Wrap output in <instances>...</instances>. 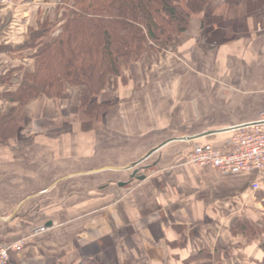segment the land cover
Segmentation results:
<instances>
[{"label":"crops","instance_id":"crops-1","mask_svg":"<svg viewBox=\"0 0 264 264\" xmlns=\"http://www.w3.org/2000/svg\"><path fill=\"white\" fill-rule=\"evenodd\" d=\"M58 1L0 7V119L17 113L4 94L33 70L28 31ZM226 7L207 6L203 17L216 30L228 11V38L211 46L199 33L145 54L108 81L97 98L108 108L92 122L77 115L76 89L23 108L20 126L0 138V244L25 242L7 264L262 261L264 231L249 242L233 228L264 221V174L185 165L195 148L229 149L262 111L264 0Z\"/></svg>","mask_w":264,"mask_h":264},{"label":"trees","instance_id":"trees-1","mask_svg":"<svg viewBox=\"0 0 264 264\" xmlns=\"http://www.w3.org/2000/svg\"><path fill=\"white\" fill-rule=\"evenodd\" d=\"M213 1L59 0L52 18L28 31L27 49L32 51L28 59L33 70L14 93L4 94L18 111L1 117L0 129L12 123L13 129L19 127L21 108L37 97L57 101L68 88L78 91V110L92 122L108 108L97 100L108 81L121 77L145 54L170 45L187 32L193 20L198 19L199 29L204 30V12ZM225 17L222 32H207L210 39L228 38V14ZM2 129L0 138L13 132L12 126ZM238 227H243L244 235L254 232L245 223L233 229ZM262 250L264 253V246ZM258 264H264V257Z\"/></svg>","mask_w":264,"mask_h":264},{"label":"built area","instance_id":"built-area-1","mask_svg":"<svg viewBox=\"0 0 264 264\" xmlns=\"http://www.w3.org/2000/svg\"><path fill=\"white\" fill-rule=\"evenodd\" d=\"M10 4L11 0H0V7ZM185 165L192 168L207 167L221 175H238L251 171L264 174V102L257 120L236 130L229 149L210 145L195 148L185 156ZM258 189V183L254 182L253 192ZM24 244V241L0 244V264H7L10 253L21 251Z\"/></svg>","mask_w":264,"mask_h":264},{"label":"rangeland","instance_id":"rangeland-1","mask_svg":"<svg viewBox=\"0 0 264 264\" xmlns=\"http://www.w3.org/2000/svg\"><path fill=\"white\" fill-rule=\"evenodd\" d=\"M228 1L230 2V0H215V1H213V2H211V3H209L208 4V6H209V8H210V6L211 5H213V4H215V3H217V4H221V5H226L227 6V3H228ZM226 9H228V6L226 7ZM218 14H220V12L218 11L217 12V15ZM227 14H228V12H227ZM205 15V17H206V19H208L209 17H208V14L206 15V14H204ZM224 15H226V13H224L223 14V17H222V19L219 21L218 20V22H219V28H216V30H218V31H220V32H222V30H223V26L226 24V22H225V16ZM205 19V23H206V27L204 28V30L203 31H201L200 29L198 30V28L197 27H199V22H198V20H193L192 22H191V24H190V26H189V28H188V30H187V32L186 33H184V34H182L181 36H179V37H177L176 39H174V41H175V43H181V42H184V41H187L188 39H192V40H195V41H197L198 40V38L196 37V35H199V33H201L199 36H201L202 37V39H203V41L204 42H206V40L207 39H209L207 36H206V34H207V32H210V31H212L211 30V23H209L208 24V21ZM212 22V21H211ZM211 40L213 41V43H208L207 45H211V46H217L218 44H221L222 43V41L220 40V38L218 37V38H211ZM207 43V42H206ZM172 44V43H171ZM170 44V45H171ZM164 47H166V46H164ZM29 53H31L30 51H29ZM69 89V88H68ZM67 89V90H68ZM37 98H39V97H37ZM36 98V99H37ZM36 99H34V100H36ZM32 102V101H31ZM29 104V103H28ZM26 106V105H25ZM24 106V107H25ZM23 107V108H24ZM23 108H21V110H20V114L22 115L21 116V120L23 119V113H22V111H23ZM77 115L79 116V117H81L80 119H82V115H81V113H80V111L78 110V106H77ZM64 113V112H63ZM78 120V121H76V123H78V122H80V121H82V120ZM21 124V123H20ZM254 195H257V193L255 192L254 193ZM264 198H261L260 199V203L263 205V203H264ZM264 207V206H263ZM264 231V221L262 222V224L260 223L259 225H258V227L256 226V227H254V232L251 234V233H247V235L245 234L244 235V237L246 236L247 237V240L250 242V241H252L253 239H254V237L257 235V233L260 235L262 232Z\"/></svg>","mask_w":264,"mask_h":264}]
</instances>
